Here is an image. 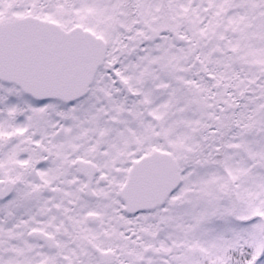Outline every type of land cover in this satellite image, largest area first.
<instances>
[{
  "label": "snow or ice",
  "instance_id": "obj_1",
  "mask_svg": "<svg viewBox=\"0 0 264 264\" xmlns=\"http://www.w3.org/2000/svg\"><path fill=\"white\" fill-rule=\"evenodd\" d=\"M0 264H264V0H0Z\"/></svg>",
  "mask_w": 264,
  "mask_h": 264
}]
</instances>
